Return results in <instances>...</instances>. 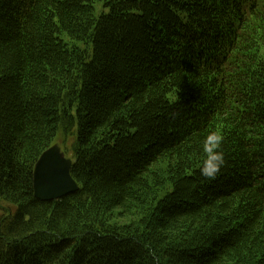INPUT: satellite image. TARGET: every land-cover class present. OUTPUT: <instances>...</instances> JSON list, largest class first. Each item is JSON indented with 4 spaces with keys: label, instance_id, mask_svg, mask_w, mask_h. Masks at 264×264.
<instances>
[{
    "label": "trees",
    "instance_id": "16d2710c",
    "mask_svg": "<svg viewBox=\"0 0 264 264\" xmlns=\"http://www.w3.org/2000/svg\"><path fill=\"white\" fill-rule=\"evenodd\" d=\"M0 197V264H264V0H0Z\"/></svg>",
    "mask_w": 264,
    "mask_h": 264
},
{
    "label": "water",
    "instance_id": "95a60500",
    "mask_svg": "<svg viewBox=\"0 0 264 264\" xmlns=\"http://www.w3.org/2000/svg\"><path fill=\"white\" fill-rule=\"evenodd\" d=\"M72 167L73 160L66 156L59 144L47 149L34 168L35 198L51 202L77 193L80 188L72 177Z\"/></svg>",
    "mask_w": 264,
    "mask_h": 264
},
{
    "label": "clouds",
    "instance_id": "9594fccd",
    "mask_svg": "<svg viewBox=\"0 0 264 264\" xmlns=\"http://www.w3.org/2000/svg\"><path fill=\"white\" fill-rule=\"evenodd\" d=\"M222 137L217 132L209 133L202 141L203 160L200 167L201 176L215 179L224 165V155L221 149Z\"/></svg>",
    "mask_w": 264,
    "mask_h": 264
},
{
    "label": "rangeland",
    "instance_id": "374dc122",
    "mask_svg": "<svg viewBox=\"0 0 264 264\" xmlns=\"http://www.w3.org/2000/svg\"><path fill=\"white\" fill-rule=\"evenodd\" d=\"M64 138H65V136H64ZM55 142L59 143L62 148L64 147V150H66L68 152V157L71 156V153H72L71 149H72V144H73V136L72 135L68 136L67 139H63V137L61 135V137L59 139H58V137L56 138ZM14 210H15L14 205H11V204L4 202L0 197V219L4 214H6L8 212L13 213Z\"/></svg>",
    "mask_w": 264,
    "mask_h": 264
}]
</instances>
